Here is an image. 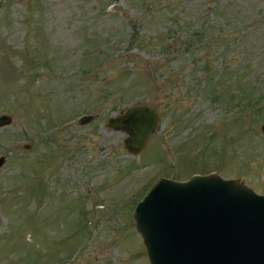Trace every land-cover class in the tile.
<instances>
[{
    "label": "rangeland",
    "instance_id": "374dc122",
    "mask_svg": "<svg viewBox=\"0 0 264 264\" xmlns=\"http://www.w3.org/2000/svg\"><path fill=\"white\" fill-rule=\"evenodd\" d=\"M142 104L132 155L106 125ZM2 115L0 264H150L133 211L157 180L264 194V0H0Z\"/></svg>",
    "mask_w": 264,
    "mask_h": 264
},
{
    "label": "water",
    "instance_id": "95a60500",
    "mask_svg": "<svg viewBox=\"0 0 264 264\" xmlns=\"http://www.w3.org/2000/svg\"><path fill=\"white\" fill-rule=\"evenodd\" d=\"M10 122L0 116V127ZM158 124L156 110L142 104L109 117L106 126L122 132L125 149L137 155ZM133 219L150 264H264V194L237 179L161 178L136 204Z\"/></svg>",
    "mask_w": 264,
    "mask_h": 264
},
{
    "label": "trees",
    "instance_id": "16d2710c",
    "mask_svg": "<svg viewBox=\"0 0 264 264\" xmlns=\"http://www.w3.org/2000/svg\"><path fill=\"white\" fill-rule=\"evenodd\" d=\"M260 99V97H258L256 100Z\"/></svg>",
    "mask_w": 264,
    "mask_h": 264
}]
</instances>
